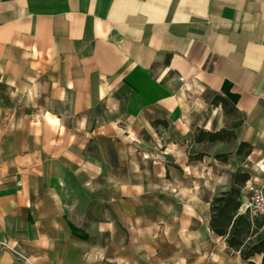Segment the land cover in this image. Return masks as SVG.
<instances>
[{
  "label": "crops",
  "instance_id": "crops-1",
  "mask_svg": "<svg viewBox=\"0 0 264 264\" xmlns=\"http://www.w3.org/2000/svg\"><path fill=\"white\" fill-rule=\"evenodd\" d=\"M234 171L264 177V0H0V240L34 264H159L149 197L209 229Z\"/></svg>",
  "mask_w": 264,
  "mask_h": 264
},
{
  "label": "rangeland",
  "instance_id": "rangeland-1",
  "mask_svg": "<svg viewBox=\"0 0 264 264\" xmlns=\"http://www.w3.org/2000/svg\"><path fill=\"white\" fill-rule=\"evenodd\" d=\"M254 169L255 173L259 174L262 172L263 166L255 162ZM149 198H151L152 204L149 207L144 206L143 224L144 229L156 231L157 233L156 240L158 246L161 247L158 254L159 264H166L171 260L170 252H174L173 260L175 264H245V262L250 264L234 253L230 255L224 253V250L221 249V245L224 244L222 239L212 235L205 226L202 207H195L197 212L198 209L201 211L200 219L195 220L192 217L188 223H184L185 207L183 205L177 202L171 204L165 197H156V199L152 195ZM154 199H159V201ZM148 215L153 219L150 223L145 220V216ZM166 238L168 242H166ZM143 240L145 242L146 237ZM171 243L174 249H171ZM166 250L169 251V258L165 255ZM253 260L257 261L254 256Z\"/></svg>",
  "mask_w": 264,
  "mask_h": 264
},
{
  "label": "trees",
  "instance_id": "trees-1",
  "mask_svg": "<svg viewBox=\"0 0 264 264\" xmlns=\"http://www.w3.org/2000/svg\"><path fill=\"white\" fill-rule=\"evenodd\" d=\"M203 137L214 140L223 138V135L217 130L198 131L195 136L196 140ZM242 144L238 143L236 152H239ZM214 156L224 158L225 153H215ZM248 176L246 171H234L229 186L210 197L208 227L215 235L222 236L228 247L238 250L242 258L246 259L259 253V264H264V233L259 231L263 218L247 209H238L242 195L241 187ZM247 261L253 264L252 260Z\"/></svg>",
  "mask_w": 264,
  "mask_h": 264
},
{
  "label": "built area",
  "instance_id": "built-area-1",
  "mask_svg": "<svg viewBox=\"0 0 264 264\" xmlns=\"http://www.w3.org/2000/svg\"><path fill=\"white\" fill-rule=\"evenodd\" d=\"M183 81L182 76H178ZM241 198L239 210L247 209L250 213H258L264 220V177L255 178L244 182L241 187ZM0 246L10 252L15 258L26 264H34L29 256L19 247L12 245L4 240H0Z\"/></svg>",
  "mask_w": 264,
  "mask_h": 264
}]
</instances>
